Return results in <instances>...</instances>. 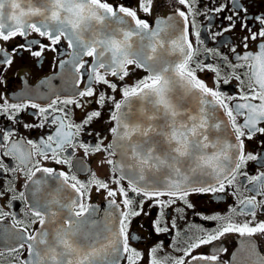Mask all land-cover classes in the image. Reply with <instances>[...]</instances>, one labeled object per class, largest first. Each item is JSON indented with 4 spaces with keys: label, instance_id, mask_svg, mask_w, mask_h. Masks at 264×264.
I'll return each mask as SVG.
<instances>
[{
    "label": "snow or ice",
    "instance_id": "snow-or-ice-1",
    "mask_svg": "<svg viewBox=\"0 0 264 264\" xmlns=\"http://www.w3.org/2000/svg\"><path fill=\"white\" fill-rule=\"evenodd\" d=\"M213 3L206 11L200 0H0V88L5 71L24 53L38 62L53 53L59 69L41 82L46 91L27 88L16 97L20 102L0 93V175H22L27 189L10 197L22 202L24 218L0 206V225L11 221L0 227V255L9 254L11 264H264L255 240L264 236V221L255 220L264 212V11H252L264 8V0ZM164 7L171 14L160 15ZM200 15L211 27L220 16L213 37L244 31L241 51L233 46L230 59L203 47ZM137 70L146 75L129 83ZM200 73L212 74V86ZM232 81L238 95L222 87ZM76 110H83V119L75 120ZM22 113L36 122L21 125ZM98 122L109 126L96 131ZM16 126L43 134L25 139ZM97 154L108 169L105 179L84 163ZM250 162L258 165L253 173ZM8 184L0 199L16 191L12 180ZM93 192L104 193L106 212L93 205ZM229 195L239 210L194 211L216 222L215 229H189L195 236L181 237L163 211L175 205L183 214L195 209L192 197ZM145 205L160 217L150 222L154 234L183 238L179 256L165 253L162 241L149 246L147 256L134 246L145 240L133 234V221L150 215ZM237 216L252 219L237 222ZM228 234L240 240L223 260L220 253L228 250L215 242ZM209 245V252H197Z\"/></svg>",
    "mask_w": 264,
    "mask_h": 264
},
{
    "label": "flooded vegetation",
    "instance_id": "flooded-vegetation-1",
    "mask_svg": "<svg viewBox=\"0 0 264 264\" xmlns=\"http://www.w3.org/2000/svg\"><path fill=\"white\" fill-rule=\"evenodd\" d=\"M132 3L135 4V0H109V3ZM162 2V0H161ZM219 3H226L227 0H218ZM260 0H257V3H259ZM213 0H200V4L198 7L204 8L206 11L210 7H214ZM171 8L170 7H164L160 11V15L167 16L171 14ZM227 12V9L225 10ZM253 12L257 11H264V8H253ZM221 16L223 14H220ZM197 22L201 26V38L205 41V44L203 47L213 48L217 49L219 52L228 55L229 58H232V54L230 52V49L233 46L237 47V51H241V38L246 34L244 31L240 30L239 27H237L235 30H233L230 33H224L223 35L214 36L213 33L218 32L221 30V23H220V16L217 17L215 20V27L210 26V21L204 16L200 15L196 17ZM225 24L227 21L224 22ZM204 26H209V29L207 31L204 30ZM249 50L252 52H256V46L255 42L249 41ZM47 60L43 62H38L36 59L31 58L28 56L27 53H24V59L19 58L17 56L14 59V63L12 68L8 69L4 73V80H5V86L0 88V93H3L4 95H7L9 97V102H20L16 99L17 96L23 91H25L27 88H40V90L46 91L43 87H41V82L54 77L58 72V67L55 66V58L53 53H47ZM215 59V58H213ZM207 62V61H205ZM146 75L142 72V70H137L130 78L129 83L133 82L135 79H137L140 76ZM201 78H203L209 86H212V80L210 79L211 73H200L199 74ZM53 83L57 85V87L62 86L61 82L58 80H53ZM236 82L232 81V84L229 85H222V87L225 89V91L228 93V95H238V88L234 87ZM83 87V85H81ZM110 91V90H109ZM117 96V99H119V94H115ZM38 103H45L44 101L37 100ZM235 101H233L234 103ZM2 103V101H0ZM96 107V105H91L89 107V110L91 108ZM104 119H107V110H104ZM21 125L26 123H35V118L32 117L30 114L22 113L21 114ZM75 120L79 121L84 118V112L83 110H76L75 111ZM2 119V118H0ZM106 123L98 122L94 125L96 128V131H102L106 127H108ZM16 131L18 136H22L25 139H38L43 134V130L40 129H34V130H28L26 128L16 126ZM17 136H14L13 139H16ZM84 139H87L89 142H91V137H82ZM249 144H252L255 146L254 141L248 142ZM251 150V149H249ZM78 157H83L84 153L82 150L78 151L77 153ZM102 155H92L84 157V163L85 166L90 168L93 172L97 174L98 177L105 179L108 175V169L106 166L101 167L100 161L102 159ZM4 162L8 164L9 166H14L15 162L12 161L10 158L5 157ZM258 169V165L256 162H250L248 166L249 173H253L255 170ZM264 170V169H259ZM39 175V174H38ZM80 179H86L87 173L80 175ZM12 180L13 184L12 186L15 188V192H9L8 195L4 196L2 199H0V206L3 207L4 211L11 212L16 214L19 218H24V213L26 211L24 205L20 200H10V197L13 195H19L20 192H25L27 194V189L23 187L25 184L24 177L16 176L13 173H7L0 175V190L6 191L9 187L8 181ZM244 195H250V193H244ZM193 203L195 204V209H186L183 214H178L174 211L175 205L173 208H169L166 210H163L166 212V214H170L172 219L176 221L178 228L177 230L181 232V237L187 233L188 235L195 236L196 233L189 232V229H195L198 226L203 225L207 229H215L216 222L215 221H205L200 218L198 215H193V212L196 213H203V214H220V215H231V209L233 206L237 207L239 210V203L235 199V197L229 195L227 198L224 199H216L213 200L212 198L207 199H200L198 197H192L191 198ZM199 200L197 203L196 201ZM92 203L94 206L97 205H104L106 204L105 195L103 192L96 193L93 192L92 195ZM147 208V211L150 213V215H142L141 217H137L133 221V234H139L140 236L144 237L145 240L139 241V242H133L134 246H137L140 250H142L145 253V256H147L149 246L156 245L159 242H163V248L165 253H171L174 256H179L180 252L176 251V248L182 249L184 247V240L181 238L179 241L173 236L172 233L163 234V235H156L152 232L150 222L153 221V219H159V216H155L154 214L157 213L156 207L148 208L147 205H145ZM234 219L237 222H242L246 220H251L252 218L250 216H237L234 217ZM255 220L257 222L264 221V212L258 211L257 216L255 217ZM10 218H6L3 221V224L0 225V227L10 226ZM240 237L237 234H228L225 237H223L220 241H217L215 243L219 244L221 248H226L228 251L227 253L221 252V259L227 260L229 256H231L233 253L237 251V246L239 243ZM255 240L258 243V247L260 250L264 251V236L257 235L255 237ZM212 249V246H205L197 250V252H209V250ZM214 251V250H213ZM0 264H11V259L9 254L5 253L4 255H0Z\"/></svg>",
    "mask_w": 264,
    "mask_h": 264
},
{
    "label": "water",
    "instance_id": "water-1",
    "mask_svg": "<svg viewBox=\"0 0 264 264\" xmlns=\"http://www.w3.org/2000/svg\"><path fill=\"white\" fill-rule=\"evenodd\" d=\"M97 206H100V208H101V210L102 211H107V206H106V204H104V205H97Z\"/></svg>",
    "mask_w": 264,
    "mask_h": 264
}]
</instances>
